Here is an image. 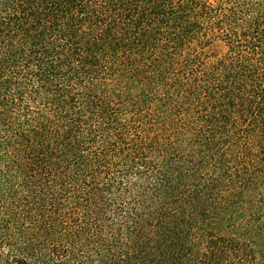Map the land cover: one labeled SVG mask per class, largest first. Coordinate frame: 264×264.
Returning <instances> with one entry per match:
<instances>
[{
  "label": "trees",
  "instance_id": "1",
  "mask_svg": "<svg viewBox=\"0 0 264 264\" xmlns=\"http://www.w3.org/2000/svg\"><path fill=\"white\" fill-rule=\"evenodd\" d=\"M0 264H264V0H0Z\"/></svg>",
  "mask_w": 264,
  "mask_h": 264
}]
</instances>
